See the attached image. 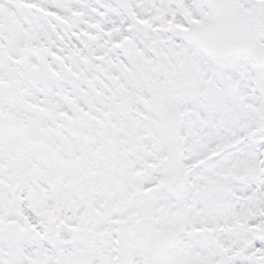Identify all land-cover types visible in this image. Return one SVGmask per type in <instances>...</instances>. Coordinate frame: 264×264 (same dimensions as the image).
I'll use <instances>...</instances> for the list:
<instances>
[{
	"label": "snow or ice",
	"instance_id": "obj_1",
	"mask_svg": "<svg viewBox=\"0 0 264 264\" xmlns=\"http://www.w3.org/2000/svg\"><path fill=\"white\" fill-rule=\"evenodd\" d=\"M0 264H264V0H0Z\"/></svg>",
	"mask_w": 264,
	"mask_h": 264
}]
</instances>
